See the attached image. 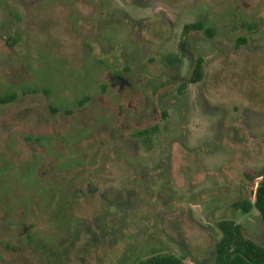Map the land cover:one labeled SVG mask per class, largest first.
<instances>
[{
    "label": "rangeland",
    "instance_id": "rangeland-1",
    "mask_svg": "<svg viewBox=\"0 0 264 264\" xmlns=\"http://www.w3.org/2000/svg\"><path fill=\"white\" fill-rule=\"evenodd\" d=\"M3 95L0 264H214L222 220L264 248L238 208L264 167V0H0Z\"/></svg>",
    "mask_w": 264,
    "mask_h": 264
},
{
    "label": "trees",
    "instance_id": "trees-1",
    "mask_svg": "<svg viewBox=\"0 0 264 264\" xmlns=\"http://www.w3.org/2000/svg\"><path fill=\"white\" fill-rule=\"evenodd\" d=\"M191 32H202L209 38L214 35V29L199 22L186 26L184 35ZM182 45V51H184ZM184 54V53H183ZM178 60H175L177 62ZM203 79L202 60L198 59L192 68L187 84H198ZM14 95L0 96V106L13 104ZM152 130L144 129L138 132L140 138L147 136ZM252 200L243 201L238 208L248 214L252 210L256 211L264 225V167L255 176V185L252 189ZM220 231V238L216 244L214 264H264V248L255 242L244 237L240 225L231 220H222L217 224ZM185 259L172 254L153 251L147 258L138 260L135 264H186Z\"/></svg>",
    "mask_w": 264,
    "mask_h": 264
},
{
    "label": "flooded vegetation",
    "instance_id": "flooded-vegetation-1",
    "mask_svg": "<svg viewBox=\"0 0 264 264\" xmlns=\"http://www.w3.org/2000/svg\"><path fill=\"white\" fill-rule=\"evenodd\" d=\"M193 68V67H192ZM191 74V73H190ZM188 80L189 79H187V81H186V83L184 82V85H191V84H187L188 83ZM111 81L113 82V87H114V85H119V86H122L121 85V83H123L124 82V80L121 78V77H119V76H116V78L114 79V78H112L111 79ZM153 131V130H152Z\"/></svg>",
    "mask_w": 264,
    "mask_h": 264
}]
</instances>
